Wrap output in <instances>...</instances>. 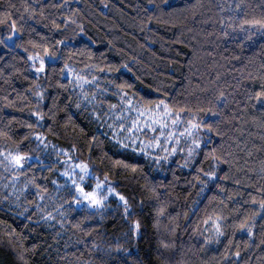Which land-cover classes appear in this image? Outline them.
<instances>
[{
    "label": "trees",
    "instance_id": "16d2710c",
    "mask_svg": "<svg viewBox=\"0 0 264 264\" xmlns=\"http://www.w3.org/2000/svg\"><path fill=\"white\" fill-rule=\"evenodd\" d=\"M25 3L42 23L29 21L9 40L4 13L11 11L20 27L19 15L27 16ZM69 16L75 23L67 21ZM245 18H264V0H0V149L38 156L33 133H42L78 161H87L101 179L107 173L132 206L127 216L121 204L101 212L76 205L75 196L67 193L54 224L43 218L34 186L15 205L0 187V264H264V214L256 218L252 234L236 230L246 213L258 211L251 197L259 200L264 186V113L260 103L248 99L261 90L264 31L246 24L245 34L240 28ZM52 20L60 25L58 31ZM42 37L51 44L65 40L60 51L77 70L86 64L114 66L112 73L96 74L117 83L127 80L138 96L198 111L197 119L221 135L202 130L204 143L190 166L177 155L158 169L143 155L118 151L75 88L59 87L69 83L59 71L64 61L44 76L30 70L28 55L40 50L31 41L43 43ZM40 90L43 100L34 94ZM221 92L227 107L217 101ZM93 135L102 141L100 147L90 143ZM214 148V155L222 157L219 164L207 155ZM104 152L137 163L143 171L112 167ZM31 164L20 170L22 180L35 177L55 195L59 163ZM161 203L167 211L158 216ZM216 214L225 218V234L218 241L211 221L204 222ZM135 220L141 221L139 235L132 227ZM165 243L170 247L164 248Z\"/></svg>",
    "mask_w": 264,
    "mask_h": 264
},
{
    "label": "snow or ice",
    "instance_id": "6c2138e0",
    "mask_svg": "<svg viewBox=\"0 0 264 264\" xmlns=\"http://www.w3.org/2000/svg\"><path fill=\"white\" fill-rule=\"evenodd\" d=\"M36 2L39 3V0H36ZM22 6L24 7L27 16L19 15L20 27L17 26V19L12 18L13 13L11 11H6L4 13V16L9 18L10 23L9 40H12L13 37L22 33L24 31L23 25L28 24L29 21L37 24L42 23V19L37 18L35 9L30 4L25 3ZM53 7H55V5H53ZM237 7H239V5ZM9 9H15V5H9ZM16 12L19 13V9H16ZM43 15V9H41L40 17L43 18ZM67 21L75 23L71 16L67 17ZM51 24L54 30H59L60 25H58L55 20H52ZM246 24L255 27L259 31H264V18H253L252 20L245 18L241 20L240 28L245 31V34H247L248 31L244 28V25ZM44 27L47 28L48 25H44ZM65 27H67V24ZM29 31L34 32L35 28L29 27ZM80 31H83V28H81ZM227 34V32L224 33V35ZM42 39L44 40L43 43L40 41H31L33 48L40 50L29 53L28 60L30 62V70L33 71L37 77L44 76L47 75L50 67L51 71L55 73V65L64 61L63 68L59 69V71L62 77L69 80V83L59 84V87L67 89L69 87L76 88L79 86L81 99L83 101H87L89 105L93 106L92 114L95 119L102 124H107L109 128L113 129L111 141L118 144V151L131 150L133 153L145 154L152 159H157V157L154 156L152 151L153 149L164 152L165 155L159 157V159H168L178 150L186 151L187 159L184 160V165L190 166L192 157L199 154L198 150L204 143L203 136L201 135L202 130L206 129L209 133L216 131L212 124H204L197 119L199 116L198 111L194 112L186 106L184 108L174 107L167 99L154 100L144 96H138V93L134 90V85L130 84L127 80L123 83H117L114 79H107L103 75L96 74L97 72L101 74L104 72L112 73L116 71L114 66L107 65L105 67H100L98 64H86L84 69L77 71L75 67L67 63L68 58H66L65 54L60 51V46L65 45V40H55V37H53L55 43L51 44V42L47 40V37H42ZM21 47H23V45H21ZM88 54L89 57L94 55L91 52ZM123 66L126 67V65ZM82 72H87V75L82 74ZM260 81L261 90L253 95H250L248 99H255L258 103H260L262 106L260 111L261 113H264V76L260 77ZM85 85L94 88L95 91L91 93L85 91ZM37 87H39V85H37ZM110 88H115L114 95L118 98V103L114 104L108 102L107 112L102 113L97 111L96 105H100L102 107L104 103L102 100L97 99V96H104L109 92ZM34 94L39 100H43L45 91H36ZM225 95L226 94L224 92H221L219 97H217V101L219 102L220 100H224L225 107H227L228 102L225 99ZM76 107L80 108L81 104L77 103ZM253 107H255V105H253ZM49 111L52 110L50 109ZM34 114L39 120L44 119V115L40 111H36ZM53 115L55 116V113H53ZM220 115L222 116L223 113L221 112ZM186 117H191V119H186ZM69 120H71V117H69ZM108 120H111V123H107ZM80 131L83 132L84 129L81 128ZM149 133L151 136H149ZM216 134L221 135L219 131H216ZM33 135L37 140L42 143L44 142L45 137L42 133L36 132L33 133ZM142 136L144 137L143 139H141ZM161 141H163V143ZM182 141L185 144H188L190 141V146L186 149H179V145ZM90 143L96 145L97 147L102 145V141H100L96 135L90 137ZM165 145L173 146L166 147ZM52 147L55 146L52 145ZM72 147L76 148V145L74 144ZM91 150L92 149L89 148L90 153ZM215 151L216 149L214 148L212 149V152L207 155H213L217 164H219L222 157L214 155ZM60 152L66 156L64 164L68 165V167H65L62 170V174L67 178L66 183H71L72 188L79 197V199L73 197L75 203L82 204L84 201H87L90 206L103 208L106 206L108 198L114 196L119 199L125 216L129 214L132 206L129 204L128 198L113 186L114 182L110 179L107 173H105L103 179H101L100 175L93 171L92 166L87 161L80 160L79 163H76L68 149H61ZM103 155L107 157V162L112 167H119L123 171L130 172L132 174L143 171L139 164L132 163L123 157L114 158L107 152H104ZM207 155L205 158H207ZM0 157H3V159H0V164H3L8 171L12 172L10 179L13 182L18 179L16 172H19L26 166L31 169V162L34 159H39L38 157H34L32 152L19 150L16 152H0ZM5 161H7L6 164ZM101 162L103 163V161ZM201 171L203 170L201 169ZM207 175L209 177H215L216 172H209ZM89 178L95 180V184L90 185L92 188L91 191H88L85 187ZM237 183H239V181H237ZM56 184L58 189L63 187V185L59 184V181H56ZM29 185L35 187L37 198L40 201H44L46 198H58V196H52V194L48 192L47 187L38 184L35 177L28 180L25 183L24 188L27 189ZM5 186L7 187V185ZM153 191H155V188H153ZM13 192H16L15 187H13ZM259 192V200H257L254 196L251 197V202L258 205V211H254L252 214L246 213L245 219L236 225V230L240 231L242 234H252L256 218L261 217V214H264V186L260 187ZM37 207L39 208V205H37ZM62 208L63 205H59L56 210L59 211ZM40 211L43 214V218L49 220L54 219L51 212H47L45 214L43 209H40ZM166 211V205L161 203L157 209V214L158 216H163L166 214ZM224 220L225 218L223 216L216 214L214 216H208L204 221L206 224L211 221L217 241L225 234L223 228ZM158 222L159 221H157V223ZM61 223H63V221H61ZM77 227H80V225L78 224ZM132 227L136 234L139 235L141 230V221H133ZM172 231H175V229H172ZM229 243H231V241H229ZM163 247L168 248L170 245L165 243ZM235 255L239 256L240 253L236 252Z\"/></svg>",
    "mask_w": 264,
    "mask_h": 264
},
{
    "label": "rangeland",
    "instance_id": "374dc122",
    "mask_svg": "<svg viewBox=\"0 0 264 264\" xmlns=\"http://www.w3.org/2000/svg\"><path fill=\"white\" fill-rule=\"evenodd\" d=\"M80 71V70H77ZM82 74L87 75V72H82ZM107 86V85H105ZM80 101L92 108V105H89L87 103V101H83L81 99V95H80V88L79 86H77L75 88ZM85 91L91 93L93 91H95L94 88L89 87L88 85H85ZM115 91L113 92L111 89H109V92L106 93L104 96H97V99L102 100L103 106L101 107L100 105H96V110L100 111V112H107V104L108 102L111 103H118V98L114 95ZM111 99V100H110ZM107 119V118H106ZM186 119H191V117H186ZM98 123L100 124V127L103 128L105 130V132H107L110 137L112 135V131L113 129L109 128L107 126V124H102L101 122L98 121ZM107 123H111V120H108ZM201 135L204 138L203 135V131L201 132ZM44 136V135H43ZM149 136H151V134L149 133ZM45 137V136H44ZM144 137L142 136L141 139H143ZM38 142V146L40 147L41 153L38 156L39 159H34V160H39V161H54V162H58L60 167L58 168V177L56 179V181H59L60 185H63V187L61 188H56V193L55 195H53L54 197H57V199H49L46 198L44 201H40L43 205V210L44 213L46 214L47 212H51L54 219H46L48 222H52V223H56L59 221L60 217L62 216V209H60L59 211H57L56 209L59 207V205H61V201H63V196L64 194L67 195V193L72 194L73 196H75L77 199H79V197L77 196L75 190L72 188L71 183H66L67 178L62 174V170L65 167H68V165L64 164V161L66 159V156L60 152L61 149L64 148H60L59 146L55 145L53 142L49 141L46 137L44 142L42 143L41 141L37 140ZM163 143V141H161ZM116 143V142H115ZM117 144V143H116ZM52 145H54L55 147H52ZM166 147H172L173 145H165ZM188 146H190V141L188 142V144H185L183 141L181 142V144L179 145V149H186ZM69 150V149H68ZM5 150L0 149V152H4ZM154 153V156L157 157V159H152L149 156L145 155V154H140L145 156L147 159L150 160V162L152 164H154V166L158 169H161L164 165L168 164L174 157H176L177 155H181L183 156L184 160L187 159V154L186 151H180L178 150L174 155L170 156L168 159H159V157L164 156V152L161 150H156L153 149L152 150ZM10 152H14V151H10ZM69 152L71 153L73 160L76 163H79V161L75 158V156L73 155L72 151L69 150ZM59 153V155H58ZM139 154V153H138ZM196 157V155L194 157H192L191 161ZM0 159H3V157H0ZM7 163V161H5V164ZM11 176H12V172L8 171L7 168L3 165L0 164V187L3 189L4 193L6 194V198H9L11 200V202L15 205L18 204L19 202H21L22 197L24 196V194L29 190V187L27 189L24 188L25 182L24 180H22V176L19 172H16V176L18 177V179L16 181H11ZM55 181V182H56ZM95 184V180L92 178H89L88 181L85 184V187L88 191H91L92 188L90 187V185H94ZM7 185V187L5 186ZM13 187H15L16 192H13ZM57 187V184H56ZM78 206H86V207H90L92 209H97L101 212H106L107 210L112 209L114 206H117L118 204H121L119 199L116 197H109L108 200L106 201V206L103 208H96L93 206H90L87 201H84L82 204H77ZM210 228L212 231V234L215 236V231L212 228V224H210ZM216 237V236H215Z\"/></svg>",
    "mask_w": 264,
    "mask_h": 264
}]
</instances>
